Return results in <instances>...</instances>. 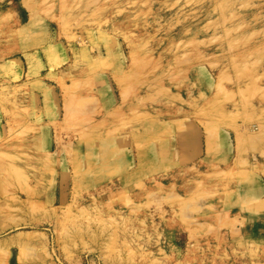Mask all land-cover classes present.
<instances>
[{"label":"rangeland","instance_id":"1","mask_svg":"<svg viewBox=\"0 0 264 264\" xmlns=\"http://www.w3.org/2000/svg\"><path fill=\"white\" fill-rule=\"evenodd\" d=\"M0 264H264V0H0Z\"/></svg>","mask_w":264,"mask_h":264}]
</instances>
